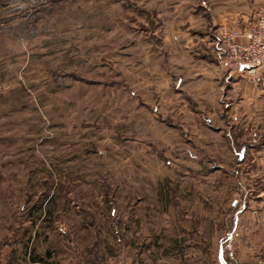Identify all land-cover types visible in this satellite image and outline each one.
Segmentation results:
<instances>
[{
	"label": "rangeland",
	"instance_id": "374dc122",
	"mask_svg": "<svg viewBox=\"0 0 264 264\" xmlns=\"http://www.w3.org/2000/svg\"><path fill=\"white\" fill-rule=\"evenodd\" d=\"M175 4L0 0V264H264V152Z\"/></svg>",
	"mask_w": 264,
	"mask_h": 264
},
{
	"label": "crops",
	"instance_id": "0c3cea01",
	"mask_svg": "<svg viewBox=\"0 0 264 264\" xmlns=\"http://www.w3.org/2000/svg\"><path fill=\"white\" fill-rule=\"evenodd\" d=\"M261 4L264 0H176L168 30L183 35L184 45L187 43L190 48L197 46L210 52L215 49L217 53V28L246 29L252 21L253 10ZM237 41L243 42V38L239 37ZM216 60H211L215 66L211 76L216 84L210 88L218 94L217 98H224L217 100L218 112L229 110L236 115H245L251 136L255 137L256 143L264 145V62L257 69L256 79L251 81L243 71L228 72L221 66V61ZM232 131L233 140H242L245 128L234 124ZM261 145L257 150L264 152Z\"/></svg>",
	"mask_w": 264,
	"mask_h": 264
},
{
	"label": "built area",
	"instance_id": "2783aa9c",
	"mask_svg": "<svg viewBox=\"0 0 264 264\" xmlns=\"http://www.w3.org/2000/svg\"><path fill=\"white\" fill-rule=\"evenodd\" d=\"M218 52L223 56L229 71H243L247 79L254 81L259 66L264 62V4L253 10L249 26L238 31L219 26L216 32ZM239 37L243 42L237 41Z\"/></svg>",
	"mask_w": 264,
	"mask_h": 264
},
{
	"label": "trees",
	"instance_id": "16d2710c",
	"mask_svg": "<svg viewBox=\"0 0 264 264\" xmlns=\"http://www.w3.org/2000/svg\"><path fill=\"white\" fill-rule=\"evenodd\" d=\"M237 144H238L237 147L239 148V151H240V153L242 155V153H244V146H245L244 144H246V145H248V144L245 143V142H243V143L237 142Z\"/></svg>",
	"mask_w": 264,
	"mask_h": 264
}]
</instances>
